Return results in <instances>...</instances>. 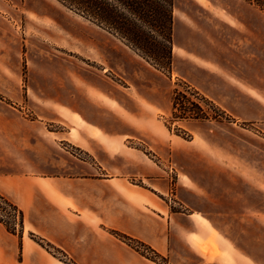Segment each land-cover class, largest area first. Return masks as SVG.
<instances>
[{"label":"rangeland","instance_id":"obj_1","mask_svg":"<svg viewBox=\"0 0 264 264\" xmlns=\"http://www.w3.org/2000/svg\"><path fill=\"white\" fill-rule=\"evenodd\" d=\"M172 17V63L160 70L57 0H0V175L37 174L48 159L56 175H120L192 215L217 258L264 264V0H173ZM215 64L248 92L226 91ZM198 108L206 119L191 118ZM0 218L22 236L24 215L22 226L10 211ZM212 258L204 264H221Z\"/></svg>","mask_w":264,"mask_h":264},{"label":"crops","instance_id":"obj_2","mask_svg":"<svg viewBox=\"0 0 264 264\" xmlns=\"http://www.w3.org/2000/svg\"><path fill=\"white\" fill-rule=\"evenodd\" d=\"M215 67L219 80L226 81V91L248 92L241 77L225 74L221 64ZM46 149L47 155L51 149ZM49 162L46 171L39 167L37 174L32 168L28 172L14 167V173L0 175V194L24 215L22 236L0 224V264H67L32 235L65 252L77 264H159L117 234L142 241L168 264H204L208 260L199 246L207 243L206 235L192 223V215L172 211L147 188L129 185L120 175H97L86 169L79 177L56 175L51 173ZM211 247L216 251L209 255L214 262L237 264L241 257L243 264H250L232 250L217 258L218 249Z\"/></svg>","mask_w":264,"mask_h":264},{"label":"trees","instance_id":"obj_3","mask_svg":"<svg viewBox=\"0 0 264 264\" xmlns=\"http://www.w3.org/2000/svg\"><path fill=\"white\" fill-rule=\"evenodd\" d=\"M66 8L79 16L88 19L99 27H106L127 41L147 61L152 60L158 69L170 70L172 63V28H173V0H57ZM184 103L182 107L187 111V104L193 106L186 95L179 93ZM182 102V101H181ZM178 102L174 103L175 108ZM192 113L194 119H206L207 114L200 108ZM191 111V110H190ZM192 112V111H191ZM0 211L19 216L23 225V214L5 196L0 194ZM15 222V221H14ZM12 234L16 229L0 218ZM16 224V223H13ZM117 234V233H116ZM126 239L125 236L117 234ZM32 239L45 246L42 239L34 235ZM47 246H51L49 243Z\"/></svg>","mask_w":264,"mask_h":264},{"label":"bare ground","instance_id":"obj_4","mask_svg":"<svg viewBox=\"0 0 264 264\" xmlns=\"http://www.w3.org/2000/svg\"><path fill=\"white\" fill-rule=\"evenodd\" d=\"M202 249V251L207 255H214L215 250L210 245H199Z\"/></svg>","mask_w":264,"mask_h":264}]
</instances>
